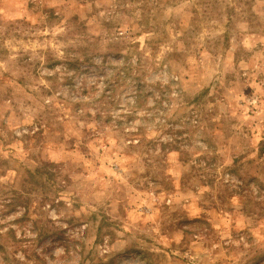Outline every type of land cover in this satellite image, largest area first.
<instances>
[{"label": "rangeland", "instance_id": "374dc122", "mask_svg": "<svg viewBox=\"0 0 264 264\" xmlns=\"http://www.w3.org/2000/svg\"><path fill=\"white\" fill-rule=\"evenodd\" d=\"M0 264H264V0H0Z\"/></svg>", "mask_w": 264, "mask_h": 264}]
</instances>
